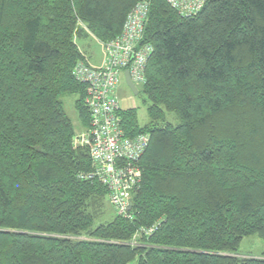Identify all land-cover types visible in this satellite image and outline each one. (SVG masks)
Segmentation results:
<instances>
[{
    "label": "trees",
    "instance_id": "16d2710c",
    "mask_svg": "<svg viewBox=\"0 0 264 264\" xmlns=\"http://www.w3.org/2000/svg\"><path fill=\"white\" fill-rule=\"evenodd\" d=\"M204 1L182 17L165 0H0V264H264L238 255L264 241V0ZM139 2L148 123L120 117L150 140L132 219L105 220L60 98L86 130L75 39H115Z\"/></svg>",
    "mask_w": 264,
    "mask_h": 264
},
{
    "label": "built area",
    "instance_id": "2783aa9c",
    "mask_svg": "<svg viewBox=\"0 0 264 264\" xmlns=\"http://www.w3.org/2000/svg\"><path fill=\"white\" fill-rule=\"evenodd\" d=\"M165 2L180 16L190 17L202 10L205 1ZM148 11L147 4L137 3L128 13L119 36L100 44L103 50L100 66L90 65L84 57L72 70L73 79L85 87L83 106L89 116L87 129L73 140L74 148L87 150L90 162V170L80 173L78 179L102 186L114 215L125 220L132 219L128 208L141 186L139 161L148 148L150 136L147 133L127 135L116 89L125 71L137 89L145 82V67L152 51L143 44ZM154 229L145 234H151Z\"/></svg>",
    "mask_w": 264,
    "mask_h": 264
},
{
    "label": "rangeland",
    "instance_id": "374dc122",
    "mask_svg": "<svg viewBox=\"0 0 264 264\" xmlns=\"http://www.w3.org/2000/svg\"><path fill=\"white\" fill-rule=\"evenodd\" d=\"M75 44L87 59H91V61L93 60L94 64L101 61L103 58L102 46L93 36L88 34L83 38H76ZM116 96L121 113L132 110L135 112L137 124L140 127H143L148 123L147 102L145 97L142 94L133 95L126 86L122 74L120 75L119 84L116 89ZM60 101L63 104L67 117L70 119L74 127L76 136L83 134L85 130L81 129L77 113L74 109L75 97L72 95H64L60 98ZM166 119L167 122H170L172 125L178 124V119L174 114H167ZM105 208L106 214L104 218L105 220H110L114 215V212L108 205L107 201L105 202ZM238 255L240 257H264V241H261L257 237L245 238L239 248Z\"/></svg>",
    "mask_w": 264,
    "mask_h": 264
},
{
    "label": "water",
    "instance_id": "95a60500",
    "mask_svg": "<svg viewBox=\"0 0 264 264\" xmlns=\"http://www.w3.org/2000/svg\"><path fill=\"white\" fill-rule=\"evenodd\" d=\"M124 82L126 84V86L129 88V90L131 91V93L133 95H138V90L137 88L133 85V83L131 82L130 78H129V74L127 71L124 72ZM131 207L128 208V210H130Z\"/></svg>",
    "mask_w": 264,
    "mask_h": 264
},
{
    "label": "crops",
    "instance_id": "0c3cea01",
    "mask_svg": "<svg viewBox=\"0 0 264 264\" xmlns=\"http://www.w3.org/2000/svg\"><path fill=\"white\" fill-rule=\"evenodd\" d=\"M89 33L86 31V30H84V33L79 37L78 36V38H83L84 36H86V35H88ZM90 35V34H89ZM85 58H86V60L88 61V63L90 64V65H92V66H100L99 64H101V62H102V59H101V61H98L96 64H94L93 63V60L91 61V59L89 60V59H87V57L85 56Z\"/></svg>",
    "mask_w": 264,
    "mask_h": 264
}]
</instances>
